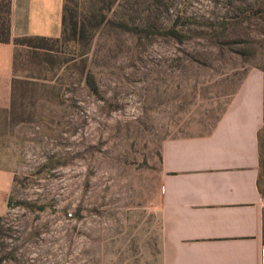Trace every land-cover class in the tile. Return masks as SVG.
Returning <instances> with one entry per match:
<instances>
[{
  "label": "rangeland",
  "instance_id": "obj_1",
  "mask_svg": "<svg viewBox=\"0 0 264 264\" xmlns=\"http://www.w3.org/2000/svg\"><path fill=\"white\" fill-rule=\"evenodd\" d=\"M86 6L83 40L16 51L0 264H159L163 141L264 71V0H120L98 28Z\"/></svg>",
  "mask_w": 264,
  "mask_h": 264
},
{
  "label": "crops",
  "instance_id": "obj_2",
  "mask_svg": "<svg viewBox=\"0 0 264 264\" xmlns=\"http://www.w3.org/2000/svg\"><path fill=\"white\" fill-rule=\"evenodd\" d=\"M63 0H12L11 36L59 37ZM13 42H0V109L10 106ZM264 71L246 74L204 133L160 149L159 264H264ZM13 173L0 168V215ZM263 189V191H262Z\"/></svg>",
  "mask_w": 264,
  "mask_h": 264
},
{
  "label": "trees",
  "instance_id": "obj_3",
  "mask_svg": "<svg viewBox=\"0 0 264 264\" xmlns=\"http://www.w3.org/2000/svg\"><path fill=\"white\" fill-rule=\"evenodd\" d=\"M120 0H63L62 2V21H61V33L59 37H45V36H11V20H12V0H0V42L8 43L13 42L16 46V51L19 46H27L30 49H43L51 50V44L48 42L58 41H76L79 42L85 38L87 32V19L84 15V11L87 9L86 3H89V10H93V15L97 18L94 24L95 28H98L107 17V15L113 10L116 2ZM16 51L14 56V65L16 61ZM88 83L93 88L92 76L88 74ZM15 81V79H14ZM161 159V154H160ZM260 162L264 166V144L260 146ZM263 191V189H262ZM10 201L8 197L7 205ZM1 219V215H0Z\"/></svg>",
  "mask_w": 264,
  "mask_h": 264
}]
</instances>
